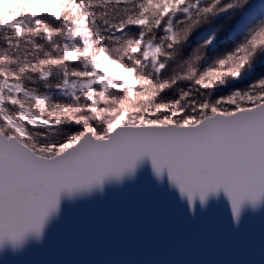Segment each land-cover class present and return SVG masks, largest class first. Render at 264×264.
I'll list each match as a JSON object with an SVG mask.
<instances>
[{"label":"snow or ice","instance_id":"1","mask_svg":"<svg viewBox=\"0 0 264 264\" xmlns=\"http://www.w3.org/2000/svg\"><path fill=\"white\" fill-rule=\"evenodd\" d=\"M250 7L0 0V258L145 166L193 222L222 199L234 234L264 216V15L233 35Z\"/></svg>","mask_w":264,"mask_h":264},{"label":"water","instance_id":"2","mask_svg":"<svg viewBox=\"0 0 264 264\" xmlns=\"http://www.w3.org/2000/svg\"><path fill=\"white\" fill-rule=\"evenodd\" d=\"M0 264H264V216L247 214L234 234L222 199L193 222L145 166L123 191L66 204L43 247L19 258L9 254Z\"/></svg>","mask_w":264,"mask_h":264},{"label":"trees","instance_id":"3","mask_svg":"<svg viewBox=\"0 0 264 264\" xmlns=\"http://www.w3.org/2000/svg\"><path fill=\"white\" fill-rule=\"evenodd\" d=\"M250 2H251V7H250V9H249L247 14L252 15L253 18L248 23H245V18H244L243 22L238 26L237 32L233 33V35H236L237 33L243 34V29L244 28L250 26L256 20H258L261 15H264V0H250ZM244 25H245V27H244ZM224 47H225V45L223 43L219 44V50H222ZM220 54H225V53L223 51H221ZM257 74H258V72L257 73H253L252 76L248 77V80L253 79L254 76L257 75Z\"/></svg>","mask_w":264,"mask_h":264},{"label":"rangeland","instance_id":"4","mask_svg":"<svg viewBox=\"0 0 264 264\" xmlns=\"http://www.w3.org/2000/svg\"><path fill=\"white\" fill-rule=\"evenodd\" d=\"M252 18H253L252 15L247 14L246 17H245V23L250 22V20H251ZM244 26H245V25H244ZM109 67H110V69H111L114 73H116V74H121V70H120L119 68H117L115 65H110Z\"/></svg>","mask_w":264,"mask_h":264}]
</instances>
